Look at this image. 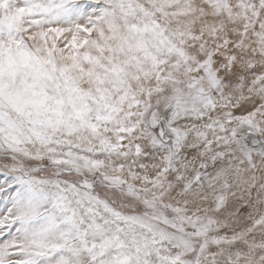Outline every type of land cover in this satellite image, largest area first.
<instances>
[{"label": "snow or ice", "instance_id": "snow-or-ice-1", "mask_svg": "<svg viewBox=\"0 0 264 264\" xmlns=\"http://www.w3.org/2000/svg\"><path fill=\"white\" fill-rule=\"evenodd\" d=\"M0 264H264V0H0Z\"/></svg>", "mask_w": 264, "mask_h": 264}]
</instances>
